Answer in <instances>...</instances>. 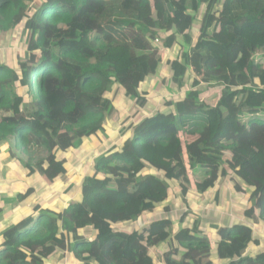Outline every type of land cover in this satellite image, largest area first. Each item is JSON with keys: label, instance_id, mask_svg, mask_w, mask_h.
I'll return each instance as SVG.
<instances>
[{"label": "trees", "instance_id": "obj_1", "mask_svg": "<svg viewBox=\"0 0 264 264\" xmlns=\"http://www.w3.org/2000/svg\"><path fill=\"white\" fill-rule=\"evenodd\" d=\"M149 6L155 17L144 13ZM157 30L175 50L173 69L182 59L192 71L176 86L165 79ZM0 45L12 50L0 60V144L27 177L41 178V188L2 196L7 209L40 189L51 197L69 173L67 154L93 152L101 134L110 139L93 174L74 184L77 199L60 211L34 205L3 231L0 264H65L68 256L74 264H158L157 248L164 264H212L200 222L176 229L168 205L142 231L114 226L157 213L173 186L186 206L182 220L192 219V193L215 190L219 199L232 176L246 214L232 226L209 225L217 253L227 264H264V252L248 254L260 239L254 227L264 228V0H0ZM149 79L162 80V103L143 91ZM210 89L218 94L207 98ZM117 100L135 101L136 112L111 134ZM151 100L158 108L149 114Z\"/></svg>", "mask_w": 264, "mask_h": 264}, {"label": "rangeland", "instance_id": "obj_2", "mask_svg": "<svg viewBox=\"0 0 264 264\" xmlns=\"http://www.w3.org/2000/svg\"><path fill=\"white\" fill-rule=\"evenodd\" d=\"M145 14L151 15L152 17H155V11L153 10L152 6L147 7L144 10ZM190 24V21H183L181 27L182 29H186ZM193 31H197L198 27L194 26L192 29ZM183 31V30H182ZM194 31V32H195ZM158 32V40L154 42L155 46H158L163 51V60H164V66L166 73L164 74L165 79H169V81L174 84L175 86L184 80L186 76H192L191 69L185 65L182 59L179 60V69L178 71L174 70L173 68L178 64L177 58L175 56V50H168L164 47L163 41L168 36L165 34V32L159 31ZM112 41V33L108 31V34L104 37L102 40L103 44H108ZM12 56V50L9 48H6L4 46L0 45V60L2 62L7 61V58ZM180 79V81H179ZM159 81H162L161 79L153 80L149 79L148 83L144 85L143 91H146L149 93V95L152 94L153 99H157L158 103H162L161 100H159L161 97L164 96V94H161L162 92L159 90H156L157 83ZM190 84V83H189ZM170 90V89H169ZM206 89H204L205 91ZM162 91H165L167 96H171V94L175 95L174 92L168 91V87L164 85L162 88ZM203 91V92H204ZM216 94H218V90L210 89L207 91V98L213 97ZM20 101H22L20 99ZM152 101V106H148L147 111L149 114H152L157 110V104ZM135 101L131 100H117V104L119 107V119H115L114 122L106 127V131L108 130L109 133H115L119 130V126H123L124 123H126V119H131L133 114L136 112V105L134 104ZM146 111V112H147ZM118 118V116L116 117ZM108 138L101 134L99 139L96 140L95 149L93 152H87L86 150L82 154L74 155V152H71L66 155V158L69 162V167L72 166L76 167V164L73 165L72 163H76V161H80L82 165V169L74 171L73 169H69V175L62 179V182L69 183L71 179L73 180V183H79L81 182L82 176H86L88 174V169L91 170V173L93 172V157L97 154H95L97 151H99L98 145H105V142H107ZM1 151H0V206L5 207V204L3 201H1L2 196H8V197H15L19 191L22 190L21 187L18 185H12L10 181L17 180V176L22 178H26L27 171L22 167V165L19 163L18 159L13 156L12 150H6L2 144H0ZM16 152V150H13ZM86 165V166H85ZM88 165V166H87ZM17 168V169H16ZM72 170V171H71ZM11 174H15L14 177L11 176ZM33 179V178H32ZM35 180V179H34ZM238 182L235 176L229 177L224 183V186L218 189L222 191V196H220L219 199H217L216 191H212L206 195H197L194 191L192 193V196L190 197L191 200L189 201V206L191 210H201L202 215L199 217V220H201V224L199 226V230L203 231L206 237L211 241L213 244L214 242L218 241V235L216 231L209 227V224H218L221 227L225 226L229 221H237L238 217L236 216L238 214L237 211L243 210V212L239 211L240 213L246 214V205H245V199L242 198L241 195L234 196V186L235 183ZM63 184V183H62ZM194 190V189H193ZM11 191V195L3 194L5 192ZM25 191V190H23ZM179 188L173 186L168 197L170 198L169 201L163 203L159 209L157 210V213L154 214H144L139 220L133 221V222H125L120 223L118 225H115L116 230L121 231H142L147 226L154 221L155 219L159 218V214L161 215H167L166 210L164 209L167 205L170 206L171 212L174 214V217H176L179 221L175 222L176 229H192L197 227L199 223H197L198 219L195 217V219L191 218H185L182 220V216L184 215V211L186 210L185 204L181 201L180 195H179ZM224 192V193H223ZM60 195V194H58ZM160 197H157V200H159ZM172 198V199H171ZM60 199H66L61 198ZM48 202V201H47ZM57 202V201H55ZM217 204L220 206L216 207ZM166 205V206H165ZM215 206V207H214ZM7 207V206H6ZM5 207V209H6ZM229 207H231L229 209ZM49 208L57 210L58 208H54L52 206H49ZM205 210H208L205 211ZM237 212V213H236ZM197 219V220H196ZM73 245L71 244V247ZM152 255L158 257V252L153 249ZM65 264H74L73 258L68 256V258L65 261Z\"/></svg>", "mask_w": 264, "mask_h": 264}, {"label": "crops", "instance_id": "obj_3", "mask_svg": "<svg viewBox=\"0 0 264 264\" xmlns=\"http://www.w3.org/2000/svg\"><path fill=\"white\" fill-rule=\"evenodd\" d=\"M120 118H121V116H120ZM120 118H119V113H118V118L117 119L120 120ZM109 141H110V139H108L107 142H105V147L107 145H109ZM98 146H99V151L104 149V145H102V146L98 145ZM72 164L73 165L76 164V167H73V168H72V166L70 167L74 171L82 169V165H81L80 161L77 160L76 163H72ZM87 172H88L87 175L91 176L93 174V172L91 173L90 169H88ZM69 173L65 177H67L69 175ZM14 175L15 174H11L12 177H14ZM27 179L28 180H26V178H24V177L20 178V177L17 176V180H12V181H10V183L12 185H15V186L18 185L19 187H21L22 190L19 191L21 193L25 192L23 190H26L28 187L41 188V178L38 175H34L32 177H28ZM75 184H76V182H75ZM78 184H80V182ZM70 185L71 186L74 185L72 179H71V181L69 183H64V182H62V179H61V181L57 185H55V186H53L51 188V192L53 193V195L51 197H43V195L41 193V189H40L38 191V193L34 196V198H32L31 202L29 204L21 207L20 209H18V210H16L15 208L14 209H10V208L7 209V207H6L5 211L0 216V238L2 236L3 231L7 227H9V225L12 224V222L16 218L24 216L25 214L29 213L31 211V208L34 205H40L41 206V204H42V205L52 206L54 208H58L57 210H59V211L61 209L66 208L67 205H68V201H72V200L77 199V196H78V193H79V188H78L79 186H77V185H74L73 191H70V192L69 191H65L68 188V186H70ZM42 192H44V191H42ZM58 194H60V195H58ZM60 197L61 198L65 197L66 199H60ZM190 200H191V198L189 199V201ZM55 201H57V202H55ZM189 204H190V202H189ZM201 213H202L201 210H193L192 212H190V214H188V217H192V219H193L194 217L198 216V218H199L203 214V213L202 214ZM237 216H238V218H242L244 216V214L241 213L240 215H237ZM197 221H198L197 223L200 222V224H201V220L198 219ZM240 221H244V220L241 219ZM234 222L235 221H229L226 226H232ZM211 226H212V224H211ZM254 230H255V237L259 236L260 239L256 238L255 242H253L250 245V248L248 250V254L252 255V256H256V255L260 254L261 252H264V228L254 227ZM216 233H217V231H216ZM217 235H218V233H217ZM218 240H219V236H218ZM218 243H219L218 241L214 242L213 244L211 243V248L213 250L212 251V256H211V262H212V264H227V261H225L224 257H221L217 253L216 247H217ZM152 251L153 250H151V252ZM156 251L158 252L159 256L158 257L154 256V257L156 258L158 264H164L163 263V258H162L163 253L158 248H157Z\"/></svg>", "mask_w": 264, "mask_h": 264}]
</instances>
